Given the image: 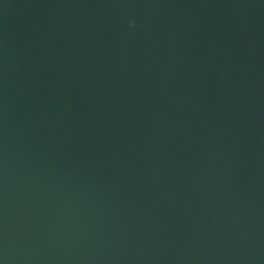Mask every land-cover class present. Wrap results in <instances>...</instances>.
<instances>
[{
  "label": "water",
  "instance_id": "95a60500",
  "mask_svg": "<svg viewBox=\"0 0 264 264\" xmlns=\"http://www.w3.org/2000/svg\"><path fill=\"white\" fill-rule=\"evenodd\" d=\"M0 264H264V0H0Z\"/></svg>",
  "mask_w": 264,
  "mask_h": 264
}]
</instances>
